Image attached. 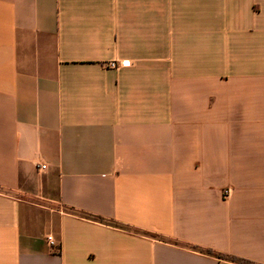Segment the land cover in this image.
Returning a JSON list of instances; mask_svg holds the SVG:
<instances>
[{"label":"crops","instance_id":"1","mask_svg":"<svg viewBox=\"0 0 264 264\" xmlns=\"http://www.w3.org/2000/svg\"><path fill=\"white\" fill-rule=\"evenodd\" d=\"M0 264H264V0H0Z\"/></svg>","mask_w":264,"mask_h":264},{"label":"built area","instance_id":"2","mask_svg":"<svg viewBox=\"0 0 264 264\" xmlns=\"http://www.w3.org/2000/svg\"><path fill=\"white\" fill-rule=\"evenodd\" d=\"M111 66L113 68H115L116 67V64L113 63ZM41 169H46V166L45 165L41 166ZM48 241H49V244H50L51 247H56L57 246L56 242L51 237L48 238Z\"/></svg>","mask_w":264,"mask_h":264},{"label":"trees","instance_id":"3","mask_svg":"<svg viewBox=\"0 0 264 264\" xmlns=\"http://www.w3.org/2000/svg\"><path fill=\"white\" fill-rule=\"evenodd\" d=\"M208 253L213 254L211 251H208ZM215 256H217L218 258H221L220 255H215ZM233 260H236V261H238L240 263H247L246 261H243V260H238V259H233Z\"/></svg>","mask_w":264,"mask_h":264}]
</instances>
